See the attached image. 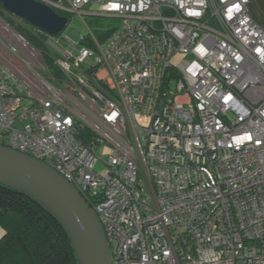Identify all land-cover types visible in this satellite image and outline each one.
Listing matches in <instances>:
<instances>
[{"label":"built area","instance_id":"obj_1","mask_svg":"<svg viewBox=\"0 0 264 264\" xmlns=\"http://www.w3.org/2000/svg\"><path fill=\"white\" fill-rule=\"evenodd\" d=\"M39 1L89 35L49 39L55 78L0 21V146L77 189L112 264H264V29L250 0ZM87 16L119 24L99 41Z\"/></svg>","mask_w":264,"mask_h":264},{"label":"water","instance_id":"obj_2","mask_svg":"<svg viewBox=\"0 0 264 264\" xmlns=\"http://www.w3.org/2000/svg\"><path fill=\"white\" fill-rule=\"evenodd\" d=\"M0 4L51 37L59 36L69 23L66 16L39 0H0ZM0 183L32 197L60 221L71 238L79 264H112L96 213L61 174L26 154L0 146Z\"/></svg>","mask_w":264,"mask_h":264},{"label":"trees","instance_id":"obj_3","mask_svg":"<svg viewBox=\"0 0 264 264\" xmlns=\"http://www.w3.org/2000/svg\"><path fill=\"white\" fill-rule=\"evenodd\" d=\"M0 14L40 52L50 73L62 78L46 38L22 19L13 17L1 4ZM108 28L96 30L101 41L112 33ZM0 228L4 231L0 238V264H79L71 238L60 221L32 197L2 183Z\"/></svg>","mask_w":264,"mask_h":264},{"label":"rangeland","instance_id":"obj_4","mask_svg":"<svg viewBox=\"0 0 264 264\" xmlns=\"http://www.w3.org/2000/svg\"><path fill=\"white\" fill-rule=\"evenodd\" d=\"M2 17L5 18V15H2ZM2 17H1V14H0V21L1 22L5 21V20H3ZM13 17H15V16H13ZM85 21H86L89 29L93 31L95 37H97V34H98L96 30H100L102 28L111 27V26H115V25L119 24L118 20H115V19H112V18H108V17H101V18L96 19V18L87 16V17H85ZM15 22L19 23L17 20H15ZM7 24H8V22H7ZM10 27H12V26H10ZM34 29L46 38L48 45H49V39L52 42L54 41L52 39V37L49 36L48 34L42 32V31H40V30H38L36 28H34ZM13 30L16 31L15 28H13ZM80 35H84V36H88L89 35V31H88L86 25L79 20L77 15H69L68 26L59 35L62 38L61 39L62 40L61 41V45L63 44L64 48H69V45L66 42L67 38H70V39L75 41V40H77L79 38ZM59 36H56V37H59ZM56 37H54V38H56ZM97 38L99 40H101L99 37H97ZM0 43H3V44H5L7 46V42L4 40V38H2V36H0ZM101 168H102V166H98L97 167V171H101L102 170ZM3 233H4V231L0 228V238L3 236Z\"/></svg>","mask_w":264,"mask_h":264},{"label":"crops","instance_id":"obj_5","mask_svg":"<svg viewBox=\"0 0 264 264\" xmlns=\"http://www.w3.org/2000/svg\"><path fill=\"white\" fill-rule=\"evenodd\" d=\"M248 10L252 18L264 29V0H250Z\"/></svg>","mask_w":264,"mask_h":264}]
</instances>
